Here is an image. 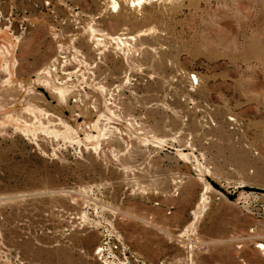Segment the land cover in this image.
I'll use <instances>...</instances> for the list:
<instances>
[{"label":"rangeland","instance_id":"obj_1","mask_svg":"<svg viewBox=\"0 0 264 264\" xmlns=\"http://www.w3.org/2000/svg\"><path fill=\"white\" fill-rule=\"evenodd\" d=\"M0 10V264H264V0Z\"/></svg>","mask_w":264,"mask_h":264},{"label":"crops","instance_id":"obj_2","mask_svg":"<svg viewBox=\"0 0 264 264\" xmlns=\"http://www.w3.org/2000/svg\"><path fill=\"white\" fill-rule=\"evenodd\" d=\"M6 13L3 11V10H0V19L1 20H3V23H4V26L6 27V25L8 24L7 23V18H11V15H5ZM12 19V18H11ZM13 20V19H12ZM15 24H14V22H13V26H12V28H11V30H9V31H4L3 32V37L1 38L2 40H6L7 41V43L9 42V40L11 39V42H13V44L16 46L17 44V39H16V37L14 36L15 35ZM43 26H46V28H47V25H46V21H44V23H43ZM43 26H40V24H35V26H34V28H33V30H34V32H35V34L38 32V31H40V29H42V27ZM33 41H35V38H33ZM21 43H22V45H21ZM25 45V37H24V39L20 42V44H19V46H20V48L21 47H25L24 46ZM17 55V54H16ZM18 56H19V54H18ZM18 60H19V57H18ZM21 60V59H20ZM14 65V64H13ZM14 68V66L12 67V69Z\"/></svg>","mask_w":264,"mask_h":264},{"label":"flooded vegetation","instance_id":"obj_3","mask_svg":"<svg viewBox=\"0 0 264 264\" xmlns=\"http://www.w3.org/2000/svg\"><path fill=\"white\" fill-rule=\"evenodd\" d=\"M4 27V26H3ZM3 30L0 31V34H2L4 31H9L11 30V27L9 28L8 26L2 28ZM3 35V34H2Z\"/></svg>","mask_w":264,"mask_h":264},{"label":"bare ground","instance_id":"obj_4","mask_svg":"<svg viewBox=\"0 0 264 264\" xmlns=\"http://www.w3.org/2000/svg\"><path fill=\"white\" fill-rule=\"evenodd\" d=\"M137 1H139V4H142L144 3L145 0H137Z\"/></svg>","mask_w":264,"mask_h":264}]
</instances>
